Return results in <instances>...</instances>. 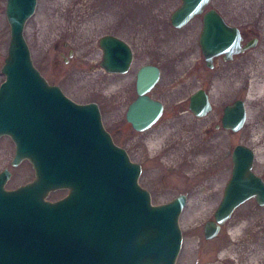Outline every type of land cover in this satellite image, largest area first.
<instances>
[{"label":"water","instance_id":"1","mask_svg":"<svg viewBox=\"0 0 264 264\" xmlns=\"http://www.w3.org/2000/svg\"><path fill=\"white\" fill-rule=\"evenodd\" d=\"M208 1L181 0L171 14V26L183 28ZM36 3L5 0L10 38L1 67L0 138L8 137L14 145L10 165L27 161L34 180L6 190L11 173L0 172V264H175L181 247L178 219L186 196L152 205L149 192L138 184L141 166L114 144L98 106L75 103L35 68L24 29ZM241 42L238 28L215 12L205 15L199 45L208 67L213 57L223 55L228 61L256 46V39L243 47ZM99 47L101 68L127 73L133 59L127 43L107 35ZM158 78L159 70L150 65L137 73V97L125 114L137 132L150 129L162 115L163 105L147 95ZM189 110L196 118L211 111L204 90L190 97ZM246 118L245 102L236 100L224 108L222 127L236 133ZM231 161L222 200L213 220L203 226L205 240L215 238L245 201L254 199L264 207V181L253 171V150L237 145ZM62 189L68 192L64 198L46 200Z\"/></svg>","mask_w":264,"mask_h":264},{"label":"rangeland","instance_id":"2","mask_svg":"<svg viewBox=\"0 0 264 264\" xmlns=\"http://www.w3.org/2000/svg\"><path fill=\"white\" fill-rule=\"evenodd\" d=\"M107 1L65 0L64 5L59 6L57 0H37L35 12L24 29L32 62L49 84L59 87L72 101L78 104L95 103L98 106L103 127L112 135L114 144L126 151L131 162L141 166L138 184L149 192L152 205L168 203L181 194L186 196V205L178 219L181 247L175 264H229L225 261L221 263L218 254L233 246L230 230L240 216L255 214L258 218L257 225H246L239 232L240 236L249 241L250 232L259 229L264 240V207L258 206L254 200L238 207L229 221L221 226L215 238L205 240L203 234V226L213 220L223 189L230 178L234 147L244 145L253 152V147H257L264 157V96L254 91L249 96L251 80L255 78V83H258L264 78V61L261 62L257 57L260 53L264 56V0L211 1L227 24L238 28L246 41L256 39V46L234 63H218L223 73L219 85L204 82L206 78L209 79L210 72L198 47L199 20L194 19L181 29H175L170 24V14L180 5L177 0H121L122 14L97 21L94 10L101 8ZM4 9L5 0H0V84L4 81L1 67L10 38ZM52 19H59L67 27L62 26L57 33L49 34L52 36L40 42L41 33L48 30L47 25ZM87 23L91 25L84 35L78 32L69 36L68 30L72 31L74 26L76 29L82 28ZM107 35L123 40L132 49L134 60L128 73L108 75L100 67L102 52L99 40ZM188 57L191 61H197L199 68L193 76L180 79L179 74L186 68L184 61ZM151 63L162 70V78L152 97L162 100L165 110L150 129L137 132L126 122L125 112L136 96L135 70L140 65ZM202 74L206 77H202ZM196 89L212 93V111L202 119H196L186 111V99ZM234 100L245 102L247 118L244 127L236 133L221 127L216 129L222 109ZM170 123H178L181 133H196L200 141L220 139L221 157L220 160L213 159L210 171L213 183L209 190L200 191L202 193H198V187L192 190L195 180L185 179L184 173L164 167L159 156L151 160L152 156L144 147L146 139L152 131ZM13 154L12 141L8 137H1L0 172L7 169L11 173L4 186L6 190H14L34 180L33 169L27 161L17 167L10 165ZM187 160L185 155L179 159L180 163H186ZM253 171L264 180V161L258 162L255 153ZM220 172L222 175L219 178ZM66 194L67 190H57L49 193L46 200L55 202ZM201 194H205L203 204L206 211L201 218L185 223V213L189 208L193 210L197 202L201 201ZM244 253L240 256L241 261L245 259ZM261 264H264V260Z\"/></svg>","mask_w":264,"mask_h":264},{"label":"bare ground","instance_id":"3","mask_svg":"<svg viewBox=\"0 0 264 264\" xmlns=\"http://www.w3.org/2000/svg\"><path fill=\"white\" fill-rule=\"evenodd\" d=\"M64 1L65 0H57V4H59V6H62L64 5ZM121 2V0H117L116 2L113 0H108L103 6H101V8L95 9V18L97 19V21H103L105 19L117 17L118 15L122 14L123 7L121 5L123 4ZM103 13L105 15H103ZM90 25V23H87L84 27L79 29H76L74 26L72 31L68 30V34L69 36H74V34H77L79 32L81 35H84V32L90 29L88 27ZM62 26H64L65 28L67 27L66 23L63 24L59 19H52V21L47 25L48 30L41 33L40 42L48 38V36H52L49 34L57 33L59 30H61ZM257 57L258 59H260L261 62L264 61V56H262L261 53ZM189 59L191 58L188 57L187 60L189 61ZM261 67H263V65H261ZM254 79L255 78H253L250 82L249 96H251V93L254 91L259 93L260 96L263 97L264 78L259 80L258 83H255ZM219 83L220 80H218L215 85H219ZM226 88H229V86L226 85ZM210 95L212 97V93H210ZM248 98L246 99V101H248ZM221 144L222 143L220 139L216 141H200L199 136L196 133H181V127L178 123H170L164 124L158 129L152 131L151 135L146 139L144 147L146 151L152 156L151 160L155 156H159L160 159L162 158V160H160L161 165L166 168H174L176 171L180 172V174L184 173L185 175L183 176L184 178L186 177L185 179L188 178L190 179V181L195 180V185L192 190L198 187V193H202L200 191L203 190L204 192V190H209L212 186L213 178L212 174H210V171L213 168V159L217 158L218 160H220L221 151L219 150V146H222ZM253 148L257 161L263 162L264 157L260 154V149L257 147ZM183 155L188 157V162L180 163L179 159ZM151 175H153L152 172ZM219 175L220 178L222 173L220 172ZM223 193L224 189L222 192V196ZM204 195L205 194H201V201L199 203L197 202L193 210L189 208V210L185 213V223L201 218L203 213L206 211L203 204ZM250 200L254 199H249L247 201ZM247 201H245L244 203H246ZM229 219L226 222H228ZM257 222L258 218L255 216V214L242 215L237 221L233 222L234 227L230 230V236L233 240V246L230 247L226 252H220L218 254V260L221 263L225 261L227 263L230 262L231 264H261V261L264 260L262 259L264 258V240L259 234V229L250 232L249 241L241 237L239 234V232L246 225L250 224L254 226L257 225ZM243 252H246V254L244 253L245 259L241 261L240 256H243Z\"/></svg>","mask_w":264,"mask_h":264},{"label":"flooded vegetation","instance_id":"4","mask_svg":"<svg viewBox=\"0 0 264 264\" xmlns=\"http://www.w3.org/2000/svg\"><path fill=\"white\" fill-rule=\"evenodd\" d=\"M178 2H179V7L182 5V2H181V0H177ZM211 1L212 0H209L208 1V3L202 8V10H201V12L199 13V14H197V15H195L191 20H190V22L192 21V20H194V19H198L199 20V22H200V33H199V36H200V34H201V31H202V27H203V19H204V17H205V15L206 14H208L209 12H215L216 14H218L222 19H223V21L227 24V22L225 21V19L223 18V16L218 12V10L215 8V7H213L212 5H211ZM178 7V8H179ZM177 8V9H178ZM176 10V9H175ZM174 10V11H175ZM173 11V12H174ZM172 12V13H173ZM171 13V14H172ZM171 14H170V17H171ZM228 25V24H227ZM229 26V25H228ZM240 35H241V37H242V42H241V46L243 47L248 41H246L244 38H243V36H242V34H241V32H240ZM198 47H199V49H200V45H199V37H198ZM101 49V48H100ZM101 52H102V50H101ZM200 53H201V49H200ZM244 53H246V51L245 52H243V53H241V54H237V55H233L231 58H230V60H228V61H225L224 60V56L223 55H220V56H216V57H213L212 58V60H211V67H208L207 65H206V63H205V60H204V57H203V60H204V64H205V66H206V68L208 69V71L210 72V74H208V76H209V79L208 78H206L205 79V83L206 82H208V84H210V82L214 85L221 77H222V70H221V66L220 67H218V63L220 62V61H222V62H224V63H228V64H232V63H234L236 60H238V58L241 56V55H243ZM132 54H133V51H132ZM201 55H202V53H201ZM133 60H134V54H133V59H132V63H133ZM101 61H102V56H101ZM101 61H100V63H101ZM186 62H185V65H186V68L183 70V73H180L179 74V78L180 79H183V78H185V77H188V76H193L194 74H195V72L198 70V64H197V61H195V60H193V61H191V59H189V61L188 60H185ZM132 63H131V65H130V67H129V70L127 71V73L130 71V69H131V66H132ZM228 64H224V65H228ZM100 65V64H99ZM146 65H150V66H154V67H156L158 70H159V78H158V81H157V83L154 85V87L150 90V92L147 94L150 98H152L153 100H156V101H159L162 105H163V112H164V110H165V107H164V104H163V102H162V100H160L159 98H154V97H152V94L154 93V91L156 90V87H157V85H158V83H159V81L161 80V78H162V70H161V68H160V66H158V65H156V64H143V65H140L136 70H135V73H134V75H135V82H134V92L136 93V96L134 97V99L132 100V102L136 99V97H137V92H136V78H137V73H138V71L143 67V66H146ZM101 67V66H100ZM105 71V70H104ZM106 72V71H105ZM213 72V74H211ZM107 73V72H106ZM108 75H122V74H117V73H107ZM207 75V74H206ZM202 77H206V76H203V74H202ZM219 77V78H218ZM198 90H203V89H196L192 94H190V96L186 99V105H187V110L186 111H189L190 112V114H192L191 113V111L189 110V106H190V97L194 94V93H196ZM205 91V90H204ZM206 93H207V95H208V97H209V101H210V103H211V96H210V92L208 91H205ZM236 100H234V102H235ZM132 102H130L129 103V105L132 103ZM233 102V103H234ZM232 103V104H233ZM128 105V106H129ZM128 106H127V108H128ZM227 106H229V105H227ZM226 106H224V108H225ZM224 108L222 109V116H223V111H224ZM126 111H127V109H126ZM211 111H212V105H211ZM210 111V112H211ZM163 112H162V114H163ZM209 112V113H210ZM208 113V114H209ZM125 114H126V112H125ZM207 114V115H208ZM193 115V114H192ZM206 115V116H207ZM162 116V115H161ZM194 116V115H193ZM205 116V117H206ZM222 116L220 117V121H219V124H216L215 125V128L216 129H218V128H222V129H224L223 127H222V123H221V119H222ZM195 117V116H194ZM196 118V117H195ZM204 118V117H203ZM196 119H202V118H196ZM126 120V119H125ZM127 122V121H126ZM128 123V122H127ZM131 126V125H130ZM132 127V126H131ZM133 129V128H132ZM224 130H226V129H224ZM226 131H229V130H226ZM111 138H112V140H113V137H112V135H111ZM229 180V179H228ZM228 182V181H227ZM68 193V192H67ZM67 195V194H66ZM65 197V196H64ZM63 197V198H64ZM62 199V198H61ZM227 223V222H226ZM225 223V224H226ZM224 224V225H225ZM220 229H221V227H220Z\"/></svg>","mask_w":264,"mask_h":264}]
</instances>
